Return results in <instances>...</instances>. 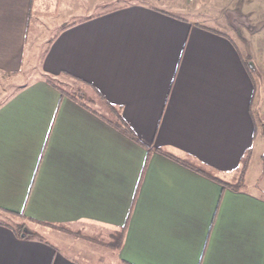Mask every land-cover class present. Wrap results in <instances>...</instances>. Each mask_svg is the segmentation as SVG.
Listing matches in <instances>:
<instances>
[{
	"label": "crops",
	"instance_id": "crops-1",
	"mask_svg": "<svg viewBox=\"0 0 264 264\" xmlns=\"http://www.w3.org/2000/svg\"><path fill=\"white\" fill-rule=\"evenodd\" d=\"M94 1L0 0V264H264V0L229 8L241 32ZM157 149L229 181L246 156L244 187Z\"/></svg>",
	"mask_w": 264,
	"mask_h": 264
},
{
	"label": "rangeland",
	"instance_id": "rangeland-1",
	"mask_svg": "<svg viewBox=\"0 0 264 264\" xmlns=\"http://www.w3.org/2000/svg\"><path fill=\"white\" fill-rule=\"evenodd\" d=\"M96 1L98 4L93 8L94 12L106 11L136 1L169 10L188 18L189 20L197 21L206 25L219 27L223 24V20H226L230 21V26L235 28L234 30L240 32L243 30L244 26H247V20L240 15L237 10L229 11V8L233 7L235 0H95L94 2ZM35 74L38 76V68L31 69V67H24L21 74L23 80L19 83V86L26 85L29 81L35 79ZM58 81L63 84L69 83L73 87H76L75 83L67 82V80ZM80 94L83 97L85 96L84 99L82 98L83 101L89 100L88 103L91 107L97 109L106 117L114 119V116L112 113L108 112L103 102L89 89L83 88ZM232 183L237 184L236 179L232 180Z\"/></svg>",
	"mask_w": 264,
	"mask_h": 264
},
{
	"label": "trees",
	"instance_id": "trees-1",
	"mask_svg": "<svg viewBox=\"0 0 264 264\" xmlns=\"http://www.w3.org/2000/svg\"><path fill=\"white\" fill-rule=\"evenodd\" d=\"M43 79L46 83H48L49 85H51L52 87H54L55 89H57L62 97H68L76 102H78L80 105H82L83 107H86L92 111L96 112V109L91 107L90 104L88 103V101H83L84 97L80 94L81 90L83 88L86 87L85 84H76V87L68 84H63L62 82H59L57 79L50 77V76H43ZM71 83H75L73 81H70ZM67 87V88H66ZM87 88V87H86ZM89 88V87H88ZM90 89V88H89ZM92 93H94L105 105V107L107 108L108 112L112 113V115L114 116V119H107L108 117H106L104 114H100L103 118H105L108 122H111L112 124H115L116 126H118L121 130H123L124 132H127L128 134H130L128 128L126 127L125 123L122 121L121 117L118 115V113L113 111L112 106H110L109 104L105 103L97 94V92H95V90H91ZM83 98V99H82ZM86 99V98H85ZM92 102V101H91ZM157 151H159L160 153H162L163 155L178 161L179 163L209 177L212 178L214 180H217L218 182H220L223 186H227L233 190H237L240 188L244 187V172H245V168H246V156L245 158L242 160V165L241 168L235 173L234 177L232 180L236 179V183L237 184H233L232 181L229 180H224L222 178H220L217 174H215L214 170H212L211 168H208L206 165L199 163L198 161H196L194 158L188 156V155H178V154H174L172 152L166 151V150H162V149H157ZM150 154V150H147V155ZM262 161L264 163V156L262 157ZM16 215V214H13ZM19 216H22L21 214H19ZM15 227V231L17 232V234H23V235H28L29 233H26L24 231V223H14L13 224ZM122 238H123V233L119 234L116 236V238H114L115 240V248L119 249L122 243Z\"/></svg>",
	"mask_w": 264,
	"mask_h": 264
}]
</instances>
